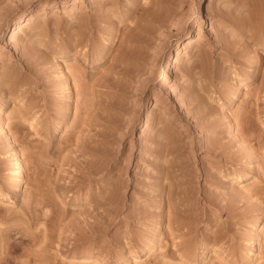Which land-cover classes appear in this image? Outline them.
<instances>
[{
  "label": "rangeland",
  "instance_id": "374dc122",
  "mask_svg": "<svg viewBox=\"0 0 264 264\" xmlns=\"http://www.w3.org/2000/svg\"><path fill=\"white\" fill-rule=\"evenodd\" d=\"M0 120V264H264V0H0Z\"/></svg>",
  "mask_w": 264,
  "mask_h": 264
},
{
  "label": "bare ground",
  "instance_id": "6f19581e",
  "mask_svg": "<svg viewBox=\"0 0 264 264\" xmlns=\"http://www.w3.org/2000/svg\"><path fill=\"white\" fill-rule=\"evenodd\" d=\"M145 3H147V2H145ZM156 3H158V2H156ZM210 3V2H209ZM148 11L146 10V13H147ZM154 14V13H153ZM144 15V14H143ZM145 16H146V14H145ZM153 16V15H152ZM161 17H162V15H160ZM149 17V16H148ZM27 18V17H26ZM153 18H154V16H153ZM205 18V17H204ZM143 19V18H142ZM145 19H146V17H145ZM27 21V20H26ZM150 21H151V19H150ZM160 21H161V19H160ZM159 21V22H160ZM155 22V21H154ZM203 22L204 23H207V20L206 19H203ZM30 23V22H29ZM25 21H22L18 26H17V32H16V30L14 31L15 33V35H18L19 36V33L21 32V31H23L25 28H24V26H25ZM152 26V25H151ZM136 27V26H135ZM25 31V30H24ZM13 34V33H12ZM14 34L12 35V36H14ZM21 34V33H20ZM201 38H200V34L199 33H197L194 37H190V38H188L187 39V41H186V43H185V46L187 47V46H189V45H191V44H194L195 42H198L199 40H200ZM178 57H179V55H178ZM178 57H177V59H178ZM166 72V71H165ZM170 73H169V71L168 72H166L165 74H164V80L165 81H167V79L169 78V75ZM1 121V120H0ZM4 125H6L5 123H4ZM3 125V126H4ZM5 128H8L7 126L5 127ZM9 131V129L7 130V132ZM9 133V132H8ZM8 136H9V134H8ZM17 152V151H16ZM11 164H12V166L14 167V168H18L19 166H20V157L18 156V154L17 153H15L14 154V157H13V162H11ZM20 170V169H19ZM20 172V171H19ZM23 172V171H22ZM21 172V173H22ZM20 173V174H21ZM19 176V175H18ZM15 183V182H14ZM17 187V183H15L14 184V186H13V188H16Z\"/></svg>",
  "mask_w": 264,
  "mask_h": 264
}]
</instances>
